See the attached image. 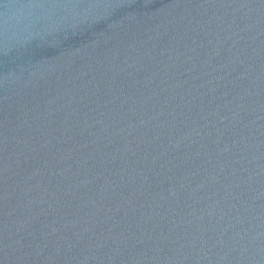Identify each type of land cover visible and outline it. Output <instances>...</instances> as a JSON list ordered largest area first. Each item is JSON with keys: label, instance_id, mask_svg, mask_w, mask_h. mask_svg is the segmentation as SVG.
I'll use <instances>...</instances> for the list:
<instances>
[{"label": "water", "instance_id": "water-1", "mask_svg": "<svg viewBox=\"0 0 264 264\" xmlns=\"http://www.w3.org/2000/svg\"><path fill=\"white\" fill-rule=\"evenodd\" d=\"M262 123L264 0H0V264Z\"/></svg>", "mask_w": 264, "mask_h": 264}]
</instances>
